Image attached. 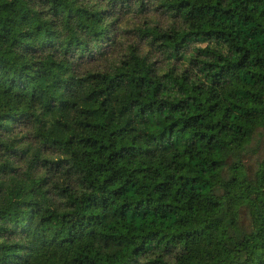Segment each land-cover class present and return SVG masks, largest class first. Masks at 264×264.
I'll return each mask as SVG.
<instances>
[{
  "label": "trees",
  "instance_id": "1",
  "mask_svg": "<svg viewBox=\"0 0 264 264\" xmlns=\"http://www.w3.org/2000/svg\"><path fill=\"white\" fill-rule=\"evenodd\" d=\"M0 264H264V0H0Z\"/></svg>",
  "mask_w": 264,
  "mask_h": 264
}]
</instances>
